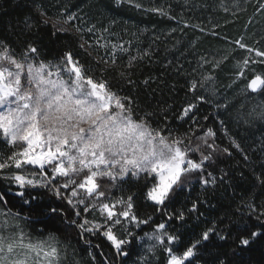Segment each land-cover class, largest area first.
<instances>
[{
	"label": "snow or ice",
	"instance_id": "1",
	"mask_svg": "<svg viewBox=\"0 0 264 264\" xmlns=\"http://www.w3.org/2000/svg\"><path fill=\"white\" fill-rule=\"evenodd\" d=\"M115 3L117 6L127 3L129 7L142 9L138 0H115ZM33 4L41 15L46 14L43 5L36 4L35 0ZM239 6V0H233L232 7L238 10ZM144 10L161 16L169 15L163 7ZM258 11L264 12V3ZM60 15L66 17L65 23L77 18L76 13L68 14L66 9H61ZM25 24L31 30L32 24L27 20ZM185 26L197 27L187 23ZM76 30L82 31L78 26ZM94 30L95 25L88 28L89 32ZM200 30L205 31L202 27ZM100 31L108 33L110 26H104ZM212 34L216 35L215 31ZM157 40L159 37L154 36L152 43L143 50L137 46L135 55L131 54V41H110V50L100 58V62L117 69L119 55L127 54V66L118 71V76L128 85H134L135 81L130 76L132 68L152 57ZM229 43L247 53L243 60L236 62V79H247L246 71L250 67L256 63L264 64V48L247 45L243 37ZM109 44L100 47L108 49ZM88 46L92 47L91 44ZM38 57L39 49L32 42H28L17 57L11 45L0 40V138L10 148L6 154L0 153V179L16 186L15 195L23 199L28 189L47 188L67 204L66 209L52 208V213H63L68 225L77 230L81 238L88 234L102 235L118 255H127L124 247L132 239H139L141 243L146 239L148 243L138 258V264H152L157 249L164 253V264H192L194 260L200 264L198 251L213 236L219 241L231 239L234 243L230 254L217 256L218 264H231L227 259L229 255L235 256L238 249L249 247L257 239L264 241V204L258 206L250 198L242 204L248 210V217L254 218L256 223L241 225L229 220L219 228L214 220L182 251L178 250L181 236L178 229L169 231V227L173 221L183 226L186 212L183 208L170 211L167 206L173 203L178 191L194 182L203 187H215L217 183L224 182L228 175L226 172L222 171L217 177L207 171L206 166L218 154L230 156V148H219L215 143L217 133L212 127L205 129L197 125L193 129L190 126L188 133L174 136L169 132L164 135L167 129H153L148 123L154 113H145L140 120L135 119L132 97L113 91L106 80H97L90 68L76 60L72 52H64L56 62L38 60ZM231 57L230 52L212 60L200 58L197 69L208 66L212 71L201 73L197 79V69L193 70L187 87L196 102L211 103V98L217 95L213 73ZM200 90L205 94L197 95ZM261 90H264V73L253 71L244 91L257 93ZM216 107L226 108V105L217 104ZM195 108L196 103L186 104L176 119L189 117ZM248 115L264 121V105ZM192 123H197L195 117ZM220 125L223 127L224 121L221 120ZM224 135H229L227 129ZM230 144L240 150L235 139H230ZM242 154L248 162L249 156ZM30 166L39 169V177L35 171H28ZM261 166L264 168V161ZM141 177L145 178L141 190L125 188L129 180L138 181ZM254 178L264 188V171L254 173ZM115 190L121 194L113 195ZM138 197L150 202L163 219L143 237L132 231L118 235L116 229L119 227L134 225L139 228L153 220L152 215L141 218L138 214ZM4 202L5 195L0 193V203ZM24 203L29 201L24 200ZM199 203V200L193 201L187 212L198 213ZM236 213L245 215L240 207ZM219 223H223V218ZM27 237L19 214L10 210L0 212V264H60L59 241L53 234L44 240L32 241ZM221 255L225 258H220ZM105 264L111 262L105 260Z\"/></svg>",
	"mask_w": 264,
	"mask_h": 264
},
{
	"label": "trees",
	"instance_id": "2",
	"mask_svg": "<svg viewBox=\"0 0 264 264\" xmlns=\"http://www.w3.org/2000/svg\"><path fill=\"white\" fill-rule=\"evenodd\" d=\"M138 2L142 4L141 10L129 7L127 3L117 6L115 1L111 0H35L36 4L43 5L46 13L44 15L53 16L59 14L61 9H66L68 14L76 13L85 24L95 25V29L99 31L104 26H110V32L107 33L108 44L110 41H131L132 55L136 54L137 46L141 50L148 48L153 37L158 36L152 57L138 62L132 68L130 76L135 84L131 86L118 76V71H123L127 66V54L119 55L117 69L105 65L100 62V58L110 50V44L108 49L100 50L96 47L93 53H89L81 48L78 36L72 31L60 30L53 23L44 20V15L36 10L33 0H0V40L7 41L17 56L21 55L28 42H32L39 49L38 59L44 61L56 62L64 52H72L76 60L90 68L97 80H106L113 91H118L121 96L132 97L135 119L140 120L145 113H154L149 117L148 123L153 129H167L163 132L164 135L171 132L174 136H179L188 133L190 126L194 129L197 125L205 129L214 128L217 133L215 143L220 149L230 148L232 154H218L206 166V170L213 172L217 177L222 171L226 172L228 175L224 182L217 183L215 187H203L194 182L190 187L178 191L173 203L167 206L170 211L183 208L186 212L183 226L173 221L169 227V231L178 229L182 241L178 250L182 251L190 240L211 226L214 220L218 222L219 228H223L229 220L241 225L245 222L256 223L254 218L248 217V210L242 202L252 198L258 206L264 204V188L260 187L254 178V173L264 171L261 166L264 161V121L252 120L233 129L234 119L226 115L232 104L247 96L258 94L264 98V90L246 93L244 82L226 90L225 83L219 82L218 70L213 73L217 80V95L211 98V103L196 102L187 87V82L192 78L191 74L197 69V62L201 57L212 60L231 52L232 57L227 63L236 64L237 61L243 60L247 53L229 42L243 37L247 45L261 48V37L256 35L254 30L264 22V12L258 11L264 0H239L238 10L232 7L233 0ZM152 7H163L169 15L161 16L144 10ZM225 8H228L227 12ZM26 20L32 24L31 30L27 29ZM113 21L115 23H112ZM185 23L197 27H186ZM201 27L205 31L202 32ZM213 31L216 35L211 34ZM134 33L136 35H133ZM221 42L228 47L223 46ZM253 67L264 73V64L256 63ZM210 71L212 70L208 66L197 69L196 78L198 79L201 73ZM229 74L224 73L223 76ZM251 76L252 74H249V78ZM145 80L148 81L147 84L143 83ZM204 94L202 90L197 92V95ZM188 103H196V108L189 117L176 119L182 107ZM217 104L226 105V108H217ZM193 117L196 118V124L192 123ZM205 117L208 119L205 120ZM221 120L224 121L223 127L220 125ZM225 129L229 133L228 136L224 135ZM230 139L236 140L240 150L231 146ZM7 148L4 141L0 140V153H5ZM242 153L249 156L248 162H245ZM36 170L31 167L28 169L37 172ZM144 184L145 178L141 177L138 181L129 180L125 188L139 191ZM10 189L16 188L0 179V193L5 195V202L0 203V207L10 210L13 214H19L33 235L53 234L66 246L69 257L67 264H105V260L111 264H138V258L148 243L146 239L143 243L139 239H132L124 247L127 255H118L102 235L88 234L81 238L77 230L68 225L67 217L63 213H52V208L66 209L67 204L47 188L28 189L23 199L9 192ZM120 194L119 190L113 192V195ZM24 200L29 203L25 204ZM196 200L200 201L199 212L188 213L187 209ZM238 207L245 215L236 213ZM137 212L141 218L152 215L153 220L139 228L134 225L119 227L121 236L126 231H132L138 237H143L145 232H151L155 224L163 219L150 202H145L139 197ZM222 218L223 223H219ZM234 247L231 239L224 242L213 236L200 248L197 258L200 264H218V254H230ZM220 258L225 257L221 255ZM227 259L231 264H264V241L257 239L249 247L238 249L235 256L229 255ZM152 264H164V253L161 249H157ZM192 264H196V261H192Z\"/></svg>",
	"mask_w": 264,
	"mask_h": 264
},
{
	"label": "rangeland",
	"instance_id": "3",
	"mask_svg": "<svg viewBox=\"0 0 264 264\" xmlns=\"http://www.w3.org/2000/svg\"><path fill=\"white\" fill-rule=\"evenodd\" d=\"M111 1L113 2L115 0H111ZM43 17H44V20L53 23L60 30L72 31L76 36H78L80 44L84 45L83 48L85 50H87L89 53H93L96 50V47L100 48V50H103L105 48L100 47V45L108 44L107 33L101 32L97 29H95L92 32H89L88 28L92 27V26L90 24H85V22L82 21L78 17L70 23H65L64 20L66 19V17L61 16L60 13L53 15V16L44 15ZM77 26L82 31L77 32V30H76ZM206 32L210 33L209 31H206ZM254 33L261 37V41H260L261 48H264V22L254 30ZM85 41H87L88 43H85ZM221 43L223 44V46L228 47L227 44L225 45V43H223V42H221ZM89 44H91L92 47H89L88 46ZM17 57H19V56H17ZM228 64L229 63L226 62V63L222 64V66L218 69L219 82L225 83L224 86H225L226 90L236 86L238 83L241 84L244 82V86H246L248 80L251 79V78H249V74H252L253 70L257 73H261L260 71L255 70L254 67L252 66L246 71L247 79H236L234 76V73L237 70L235 67L236 64H232L230 62V64H229L230 67ZM227 70H229V71L226 72ZM224 73H230V74L225 77V76H223ZM216 82H217V80L215 81V83ZM261 105H264V98L258 94L247 96L246 98L241 99L239 102L232 104V106L226 111V115L234 119L235 125H234L233 129H237V128L243 126L244 124H246L245 120H247L248 122H250L252 120H259V119H253L248 114L250 112H252L253 109H256V111H259V108ZM259 121H261V120H259ZM0 140L3 141L2 138H0ZM9 151H10V148L8 147L4 154L8 153ZM30 167L36 168V166H30ZM36 169H37L36 171L39 172V169L38 168H36ZM29 172H32V171H29ZM6 183L8 185L16 188L15 185L10 184L8 181H6ZM17 190H18L17 188L11 189L9 192H12L15 194V192ZM0 212L6 213V212H8V210L0 207ZM91 219H92V217H91ZM20 222L23 226V230L28 234V237H27L28 240H32V241L37 240V239L44 240L49 236V235H44V236L33 235L31 233V231L27 228L25 222L21 218H20ZM126 230H127V228H126ZM116 232L119 235H121L119 228L116 229ZM58 247H59L60 257H61L60 264H67L69 257H68L66 246L59 241Z\"/></svg>",
	"mask_w": 264,
	"mask_h": 264
},
{
	"label": "built area",
	"instance_id": "4",
	"mask_svg": "<svg viewBox=\"0 0 264 264\" xmlns=\"http://www.w3.org/2000/svg\"><path fill=\"white\" fill-rule=\"evenodd\" d=\"M37 173V177H39V172H36Z\"/></svg>",
	"mask_w": 264,
	"mask_h": 264
}]
</instances>
